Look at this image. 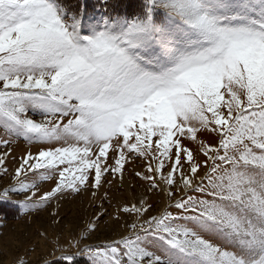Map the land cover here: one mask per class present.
<instances>
[{
	"label": "snow or ice",
	"instance_id": "1",
	"mask_svg": "<svg viewBox=\"0 0 264 264\" xmlns=\"http://www.w3.org/2000/svg\"><path fill=\"white\" fill-rule=\"evenodd\" d=\"M137 159L166 206L108 213ZM0 173L25 214L101 201L66 264H264V0H0ZM106 214L122 231L90 243Z\"/></svg>",
	"mask_w": 264,
	"mask_h": 264
},
{
	"label": "rangeland",
	"instance_id": "2",
	"mask_svg": "<svg viewBox=\"0 0 264 264\" xmlns=\"http://www.w3.org/2000/svg\"><path fill=\"white\" fill-rule=\"evenodd\" d=\"M37 145L29 146L21 141L14 145V155L19 156L26 151L36 152ZM14 165L9 163V172ZM143 161L137 159L126 165L125 180L121 185L113 181L111 187L105 184L101 192H107L112 205L105 202L108 213H112L114 206L136 200L145 195L149 203L153 205L151 212L154 214L163 210L166 206V198L155 192L147 193L146 184L134 176L135 171H143ZM10 175L0 173V190L9 185ZM54 185V181L41 185V191L47 190ZM135 185V187H132ZM15 200L23 199L22 196H14ZM98 199L93 202L90 193L68 195L64 199L53 200L48 208L35 213L25 214L22 209L13 204H0V264H13L17 256L24 255L30 264H43L49 261L50 264H66L61 260L62 255H74V250L64 253L59 249L66 247V241L73 235H79L87 220L94 217L99 211ZM59 205V207H57ZM52 212L58 213L55 217ZM56 221H60L56 223ZM122 222H116L109 215H105L99 222V230L91 235L90 243H99L109 239L122 231ZM47 233L44 238L40 233ZM58 242V243H57ZM34 249V251H33ZM55 251V256H50ZM87 258L75 256L73 264H85Z\"/></svg>",
	"mask_w": 264,
	"mask_h": 264
},
{
	"label": "trees",
	"instance_id": "3",
	"mask_svg": "<svg viewBox=\"0 0 264 264\" xmlns=\"http://www.w3.org/2000/svg\"><path fill=\"white\" fill-rule=\"evenodd\" d=\"M65 2L74 4L75 0H65ZM128 2H131V0H128ZM88 3L92 4V5H97L98 4V0H88ZM85 264H87V262Z\"/></svg>",
	"mask_w": 264,
	"mask_h": 264
}]
</instances>
